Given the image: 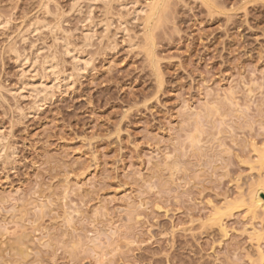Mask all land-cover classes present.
I'll list each match as a JSON object with an SVG mask.
<instances>
[{"label":"rangeland","instance_id":"374dc122","mask_svg":"<svg viewBox=\"0 0 264 264\" xmlns=\"http://www.w3.org/2000/svg\"><path fill=\"white\" fill-rule=\"evenodd\" d=\"M152 1L0 0V264H264V0Z\"/></svg>","mask_w":264,"mask_h":264},{"label":"bare ground","instance_id":"6f19581e","mask_svg":"<svg viewBox=\"0 0 264 264\" xmlns=\"http://www.w3.org/2000/svg\"><path fill=\"white\" fill-rule=\"evenodd\" d=\"M210 1V0H209ZM212 1V0H211ZM165 4V2L163 1V0H153L152 2H151V4H149V8H148V10L146 11L145 10V18H144V22H145V24H146V26L148 27L149 26V24H150V22H151V19H153L154 17H155V21H156V18H159L160 19V17L159 16H161L160 15V13L162 12V10H163V7H164V4ZM207 3V2H206ZM162 4H163V6H162ZM44 6H46V5H44ZM162 8V9H161ZM165 8V7H164ZM166 9V8H165ZM144 10V9H143ZM143 10H140L141 12L140 13H144V11ZM139 12V11H138ZM158 16V17H157ZM164 16V15H163ZM162 17V16H161ZM165 18V17H164ZM158 19V20H159ZM30 26V25H29ZM35 26V25H34ZM42 26V25H41ZM31 30H35V28L33 27V25H32V27L30 28ZM30 30V31H31ZM33 30V31H34ZM28 31V30H27ZM84 32H86V31H84ZM150 33V32H149ZM87 35V34H86ZM149 35V39L151 40V35L150 34H148ZM146 37V36H145ZM87 38V37H86ZM147 38V40H148V37H146ZM146 40V41H147ZM67 44V43H66ZM148 44V43H147ZM148 52H150V51H148ZM16 54V53H15ZM20 56V55H19ZM18 58V57H17ZM24 58V57H23ZM26 58V57H25ZM28 58V57H27ZM22 59V58H21ZM53 59V58H52ZM24 60H26V59H24ZM28 60V59H27ZM77 61V60H76ZM49 62V61H48ZM21 63V62H20ZM23 63V62H22ZM46 63V62H45ZM85 63V62H84ZM43 64V63H42ZM22 65V64H21ZM48 65V64H47ZM43 66V65H42ZM49 66V65H48ZM31 67V66H30ZM51 66H49V68H50ZM42 68H44V67H42ZM48 68V67H47ZM48 68V69H49ZM46 69V68H45ZM50 70H52V68H50ZM47 71V70H46ZM50 72V71H49ZM40 94V93H39ZM194 140V139H193ZM192 141V140H191ZM261 150V149H260ZM257 157H258V161H260L263 165H264V148L261 150V151H258L257 152ZM257 162V161H256ZM261 184V185H260ZM263 183H258L255 187L252 185L251 187L253 188H250L249 190H251L250 192H249V195H247L248 196V202L246 203L247 205V209H248V211H250V212H252V213H256V211L257 210H261L260 212L262 213V215L264 216V197H262V195H264V187H263V185H262ZM243 201V200H242ZM241 201V202H242ZM237 203V202H236ZM235 203V204H236ZM238 203H239V201H238ZM237 203V204H238ZM244 203V202H243ZM244 203V204H245ZM229 206V205H228ZM228 206L226 205V207L228 208ZM224 207V206H223ZM219 209V208H218ZM217 209V210H218ZM223 209V208H222ZM217 210H216V215L215 216H217V214L219 213V212H217ZM257 214V213H256ZM254 215V214H253ZM210 216V215H209ZM256 216V215H255ZM209 219H212V218H209ZM218 223V222H217ZM219 224V223H218ZM221 224H219V226H220ZM222 226V225H221ZM221 228V227H220ZM224 232H225V229H224Z\"/></svg>","mask_w":264,"mask_h":264}]
</instances>
